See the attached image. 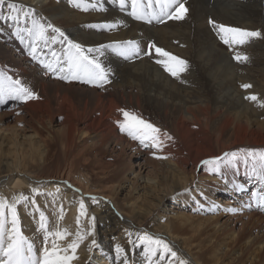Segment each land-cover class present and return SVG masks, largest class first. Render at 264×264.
I'll list each match as a JSON object with an SVG mask.
<instances>
[{"label":"bare ground","instance_id":"obj_1","mask_svg":"<svg viewBox=\"0 0 264 264\" xmlns=\"http://www.w3.org/2000/svg\"><path fill=\"white\" fill-rule=\"evenodd\" d=\"M15 2L85 49L134 40L141 55L125 59L104 50L100 61L111 70L110 82L100 88L60 80L34 61L27 41L22 43L9 22L0 20V71L39 97L13 101L10 112H0V196L31 197L38 188L43 194L35 197L36 204L51 228L57 227L61 210L58 226L72 234L69 241L77 230L86 234L92 228L94 236L80 243L72 264H122L116 260L117 244L129 264H169L133 248L129 232L133 240L140 232L164 239L186 264H264V209L251 196L264 194V183L249 179L242 162L220 172L201 164L225 152L264 150V0H181L188 9L185 19L165 17L150 24L128 14L130 0L124 12L114 0H79L88 11L69 0ZM7 11L6 0L0 15ZM210 19L259 31L261 37L229 46ZM116 21L122 25L111 32L89 27ZM149 43L186 61L179 78L155 62L161 57L154 48L151 57L143 55ZM40 48L39 59H51L49 48L59 53L61 44ZM237 53L248 59L238 62ZM251 95L258 100L246 99ZM121 109L172 139L162 150L142 147L120 131ZM81 199L87 216H80L78 229ZM18 213L24 235L42 247V234L36 233L39 213L23 204ZM93 238L97 244L90 248Z\"/></svg>","mask_w":264,"mask_h":264},{"label":"snow or ice","instance_id":"obj_2","mask_svg":"<svg viewBox=\"0 0 264 264\" xmlns=\"http://www.w3.org/2000/svg\"><path fill=\"white\" fill-rule=\"evenodd\" d=\"M76 8L88 11V7L82 5L79 0H69ZM118 3L119 9L124 12L128 0H114ZM6 0H0V5H5ZM93 9H97L95 3L91 4ZM131 10L128 13L137 21L152 23L164 22V18L174 20H183L186 17L188 9L181 0H130ZM8 11L4 15H0V20L8 21L13 29L12 34L18 37L22 43L27 41L30 49L29 55L34 61H38L47 73L56 75L60 80H78L85 84L93 85L97 88L103 87L109 83L110 69L105 68L100 57L104 54V50L111 49L125 59L139 57L141 55L140 45L134 40L116 41L111 44H101L96 48L89 47L85 49L82 44L70 39L65 33L53 26L51 23L42 22L43 18H35L34 10H30L22 4H18L15 0H7ZM99 10L103 11V5L99 6ZM209 23L217 30V35L222 41L231 46L233 44L244 45L254 38L261 37L259 31H246L240 28L226 27L222 24H216L214 20ZM122 22H108L99 25H89L91 28H99L105 31H113L118 29ZM49 30L56 35L49 36ZM59 41L61 51L57 53L49 48L51 59L46 57L40 60L38 52H41L40 45L48 47L49 43ZM148 51L143 55L152 56V49L160 59H156V63L163 66L164 70L173 77L179 78L180 73L186 70V61L171 55L167 51L156 47L153 43L148 44ZM166 58V59H165ZM234 59L238 62L246 61L247 56L237 53ZM241 87L247 89L248 84ZM39 97L30 88L25 86L19 79H13L12 76L0 71V105L8 100L19 101L22 103L38 99ZM253 102L258 97L251 95L246 97ZM264 107V103L260 104ZM124 119L118 121V127L121 132L134 141L148 149L162 150L165 140H171L172 137L156 127L152 123L143 120L135 114L129 113L123 109L120 110ZM242 162L243 166L248 170L249 179H256L264 183V150L255 149H239L237 151L225 152L221 156L213 157L201 161L204 166L212 165L214 170L220 172L221 168L231 169L238 167ZM67 183V182H65ZM69 187H71L69 185ZM237 190H242L241 186H237ZM59 192V188H57ZM38 188L32 189V196L19 194L13 196L11 200L0 196V264H72L77 257V249L86 236H94V230L90 228L86 234H82L77 230L74 238L70 241L68 237L72 234L67 230L59 228V220L63 218V211L57 220V227L51 228L48 217L44 212L40 211L36 204L35 197L42 195ZM52 195V193H48ZM252 198L257 206L264 209V194H258L256 191L251 193ZM94 203L97 202L96 197H89ZM31 205L36 212L39 213L37 220L36 233L42 234V247L37 248L34 241L24 235L22 231L21 218L18 213V205ZM250 207L251 205H245ZM215 205L212 210H215ZM225 211L235 212V208H227ZM80 216H87V209L84 200L81 199L78 208L77 227L79 229ZM95 217L89 219L90 224H94ZM129 244L133 248L141 247L146 257L151 260L157 257L158 261L168 260L169 264L174 259H179L176 251L172 246L160 237L153 236L147 232L136 234V239H131L132 233H128ZM97 241L95 238L91 241V247H95ZM116 260L122 264H129V259L125 253V249L119 244L115 246ZM179 264H186V261L179 259Z\"/></svg>","mask_w":264,"mask_h":264},{"label":"rangeland","instance_id":"obj_3","mask_svg":"<svg viewBox=\"0 0 264 264\" xmlns=\"http://www.w3.org/2000/svg\"><path fill=\"white\" fill-rule=\"evenodd\" d=\"M14 102L12 101V100H8V101H6V103H4V104H2V105H0V112H4V111H8V112H10L12 109H13V106H12V104H13ZM11 110H10V109ZM10 119H11V121H10V124H12L13 123V119H12V117H10Z\"/></svg>","mask_w":264,"mask_h":264}]
</instances>
